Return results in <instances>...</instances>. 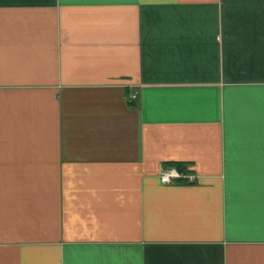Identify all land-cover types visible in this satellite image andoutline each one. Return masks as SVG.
Returning <instances> with one entry per match:
<instances>
[{
    "label": "crops",
    "instance_id": "0c3cea01",
    "mask_svg": "<svg viewBox=\"0 0 264 264\" xmlns=\"http://www.w3.org/2000/svg\"><path fill=\"white\" fill-rule=\"evenodd\" d=\"M0 264H264V0H0Z\"/></svg>",
    "mask_w": 264,
    "mask_h": 264
},
{
    "label": "built area",
    "instance_id": "2783aa9c",
    "mask_svg": "<svg viewBox=\"0 0 264 264\" xmlns=\"http://www.w3.org/2000/svg\"><path fill=\"white\" fill-rule=\"evenodd\" d=\"M161 181L165 184H171L178 179L183 178V175L175 169H167L161 173Z\"/></svg>",
    "mask_w": 264,
    "mask_h": 264
},
{
    "label": "trees",
    "instance_id": "16d2710c",
    "mask_svg": "<svg viewBox=\"0 0 264 264\" xmlns=\"http://www.w3.org/2000/svg\"><path fill=\"white\" fill-rule=\"evenodd\" d=\"M168 166H170L171 168H176L179 172L185 174L188 170L186 167H184V165L180 162H170L168 163Z\"/></svg>",
    "mask_w": 264,
    "mask_h": 264
}]
</instances>
